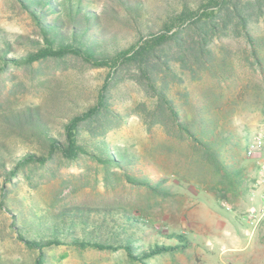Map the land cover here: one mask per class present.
<instances>
[{"label":"rangeland","instance_id":"obj_1","mask_svg":"<svg viewBox=\"0 0 264 264\" xmlns=\"http://www.w3.org/2000/svg\"><path fill=\"white\" fill-rule=\"evenodd\" d=\"M178 1L95 0V7L104 35L115 45H124L134 39L139 26L156 29L164 11L174 8ZM131 2L145 7L146 18L127 12L125 6ZM259 27L264 34V17ZM37 29L17 0H0V47H5V40L9 55L35 52L41 44ZM225 41L233 52L239 81L238 86L229 83L222 106L225 129L233 134L224 152L231 171L228 178L208 162L195 159L185 143L171 141L155 127L147 130L134 112L144 95L132 81L123 80L115 85L111 98L120 115L119 123L103 138L138 155L135 173L139 170L153 180L163 178L169 194L139 187L129 182L122 170L105 168L83 155L75 161L57 158L45 166L25 167L26 175L19 173L10 182L0 175V200L23 213L33 204L52 210L74 205L121 207L145 224L142 244L170 242L164 234L170 232L187 240L185 248L156 255L147 260L148 264H264V223L252 230L244 218L247 210L258 204L250 194L257 167L236 144L243 145L246 137L264 123V96L258 88L259 77L247 64L242 40ZM106 72L105 67H91L69 57L60 63L9 64L0 73V152L6 165H10V156L38 151L40 146V140L28 131L7 123L8 115L36 106L52 133L59 136L63 122L95 100ZM209 90L204 92L209 95ZM224 204L231 209H225ZM46 252L51 264H140L128 260L123 250L58 245ZM36 253L19 239L11 213L0 205V264H33Z\"/></svg>","mask_w":264,"mask_h":264},{"label":"trees","instance_id":"obj_2","mask_svg":"<svg viewBox=\"0 0 264 264\" xmlns=\"http://www.w3.org/2000/svg\"><path fill=\"white\" fill-rule=\"evenodd\" d=\"M17 1L35 22L41 44L35 52L9 55L3 39L0 73L9 64L60 63L68 57L91 67H105L107 72L95 100L68 117L59 136L52 133L36 106L6 117L19 131L38 138L40 146L38 151L10 156V165L0 152L4 181L10 182L19 173L26 175L25 167L45 166L57 158L75 161L86 155L105 168L122 170L139 187L169 194L163 178L153 180L139 170L135 173L138 155L103 138L119 123L111 98L113 88L123 80L132 81L144 95L134 112L147 130L155 127L171 141L185 143L195 159L208 162L225 179L231 175L224 152L233 134L225 129L222 106L229 83L238 86L239 81L233 52L225 40H242L247 64L259 77L258 88L264 96V34L259 27L264 0H179L164 11L156 29L139 26L134 39L124 45H115L104 35L95 0ZM138 3L125 6L127 12L146 18L145 7ZM207 89L209 95L204 92ZM236 144L243 148L245 143ZM0 205L11 213L19 239L37 252L33 264H51L46 251L58 245L123 250L128 260L148 264V259L181 250L187 243L182 235L170 232L164 233L170 242L142 244L145 224L121 207L74 205L52 210L33 204L23 213L3 199Z\"/></svg>","mask_w":264,"mask_h":264},{"label":"built area","instance_id":"obj_3","mask_svg":"<svg viewBox=\"0 0 264 264\" xmlns=\"http://www.w3.org/2000/svg\"><path fill=\"white\" fill-rule=\"evenodd\" d=\"M243 153L246 158L253 159L257 173L251 179L250 194L251 198L257 200L255 208L247 210L244 215L245 222L255 229L264 219V123L253 130L246 140ZM224 208L230 210L228 204Z\"/></svg>","mask_w":264,"mask_h":264},{"label":"crops","instance_id":"obj_4","mask_svg":"<svg viewBox=\"0 0 264 264\" xmlns=\"http://www.w3.org/2000/svg\"><path fill=\"white\" fill-rule=\"evenodd\" d=\"M263 223H264V220H262V221L259 223V225L262 226ZM259 225H258L257 227H259ZM249 253H250V252H249ZM249 253H247L245 256H248ZM258 264H262V262H261V263H258Z\"/></svg>","mask_w":264,"mask_h":264}]
</instances>
